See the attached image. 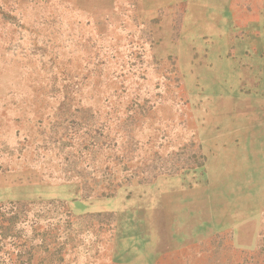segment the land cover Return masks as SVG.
I'll list each match as a JSON object with an SVG mask.
<instances>
[{"label": "rangeland", "instance_id": "1", "mask_svg": "<svg viewBox=\"0 0 264 264\" xmlns=\"http://www.w3.org/2000/svg\"><path fill=\"white\" fill-rule=\"evenodd\" d=\"M0 264H264V0H0Z\"/></svg>", "mask_w": 264, "mask_h": 264}]
</instances>
